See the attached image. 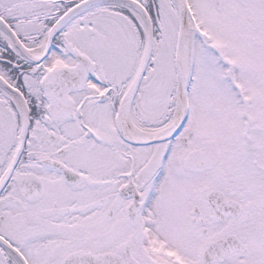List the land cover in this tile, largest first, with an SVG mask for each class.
Wrapping results in <instances>:
<instances>
[{"label":"snow or ice","instance_id":"obj_1","mask_svg":"<svg viewBox=\"0 0 264 264\" xmlns=\"http://www.w3.org/2000/svg\"><path fill=\"white\" fill-rule=\"evenodd\" d=\"M0 264H264V0H0Z\"/></svg>","mask_w":264,"mask_h":264}]
</instances>
